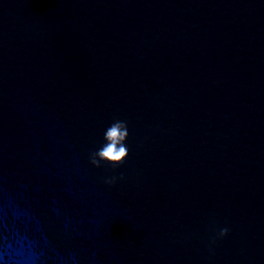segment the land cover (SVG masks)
<instances>
[{"label": "water", "instance_id": "1", "mask_svg": "<svg viewBox=\"0 0 264 264\" xmlns=\"http://www.w3.org/2000/svg\"><path fill=\"white\" fill-rule=\"evenodd\" d=\"M0 264H264V0H0Z\"/></svg>", "mask_w": 264, "mask_h": 264}, {"label": "clouds", "instance_id": "2", "mask_svg": "<svg viewBox=\"0 0 264 264\" xmlns=\"http://www.w3.org/2000/svg\"><path fill=\"white\" fill-rule=\"evenodd\" d=\"M129 132L127 124L124 121H114L105 131L104 140L106 143L97 151L90 154V163L95 167H101L103 162L113 166L122 165L129 154L126 140ZM115 177L106 180V183H114ZM229 229L227 227L219 230L217 238L227 236ZM215 240H213V243Z\"/></svg>", "mask_w": 264, "mask_h": 264}]
</instances>
